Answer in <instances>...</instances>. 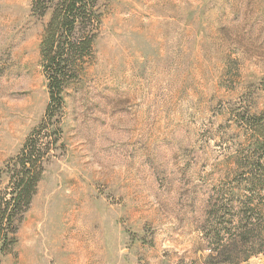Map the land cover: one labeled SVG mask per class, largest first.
I'll list each match as a JSON object with an SVG mask.
<instances>
[{"label": "rangeland", "instance_id": "374dc122", "mask_svg": "<svg viewBox=\"0 0 264 264\" xmlns=\"http://www.w3.org/2000/svg\"><path fill=\"white\" fill-rule=\"evenodd\" d=\"M32 8L0 0V170L49 103L40 45L51 10ZM96 8L92 55L64 91L61 140L1 264H205L214 229L264 205V175L244 174L264 117V0ZM238 264H264V251Z\"/></svg>", "mask_w": 264, "mask_h": 264}, {"label": "trees", "instance_id": "16d2710c", "mask_svg": "<svg viewBox=\"0 0 264 264\" xmlns=\"http://www.w3.org/2000/svg\"><path fill=\"white\" fill-rule=\"evenodd\" d=\"M98 0H33L32 10L44 16L51 15L43 32L40 45L42 67L48 81L49 103L44 118L27 136L22 148L10 158L2 174L8 177L7 184L0 188V264L2 256L11 253L17 242V232L23 215L28 211L46 164L55 155L62 136L58 116L61 113L64 91L76 80L87 57L92 55L101 24ZM254 142L251 156L244 174L250 177L264 175V117H255ZM260 182V181H259ZM245 205L246 214L238 225L229 220L225 228L214 229L215 246L210 247L205 264H238L253 255L264 251L252 238L259 232L264 233V216L256 222L250 220L262 207ZM255 209V210H253ZM229 213H232L230 210ZM250 213V217H249ZM248 214V215H247ZM243 253L241 259L232 258L233 254Z\"/></svg>", "mask_w": 264, "mask_h": 264}, {"label": "bare ground", "instance_id": "6f19581e", "mask_svg": "<svg viewBox=\"0 0 264 264\" xmlns=\"http://www.w3.org/2000/svg\"><path fill=\"white\" fill-rule=\"evenodd\" d=\"M40 217H41V215L38 214V215L32 220V229H33V231H37V228L35 227V222H36V220H37L38 218H40Z\"/></svg>", "mask_w": 264, "mask_h": 264}]
</instances>
